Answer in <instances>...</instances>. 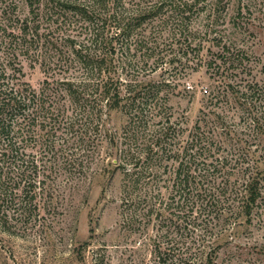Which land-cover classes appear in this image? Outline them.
Segmentation results:
<instances>
[{
    "label": "trees",
    "instance_id": "trees-1",
    "mask_svg": "<svg viewBox=\"0 0 264 264\" xmlns=\"http://www.w3.org/2000/svg\"><path fill=\"white\" fill-rule=\"evenodd\" d=\"M21 6L0 0V232L17 236L39 219L32 227L48 229L44 216L58 214L62 183L112 166L124 170L126 223L138 219L146 233L153 220L169 223L163 235L144 238L155 264H215L263 200L264 87L253 81L238 100L259 154L238 150L212 161L216 143L198 122L185 140L167 96H159L168 82L147 78L177 55L198 57L204 44L198 33H215L211 40L221 44L211 19L225 8L220 0H22ZM205 10L206 23L196 29ZM222 49L237 61L230 44ZM23 63L45 76L39 89L23 81ZM220 93L214 97L230 95ZM117 117L122 122L112 127ZM85 139L89 150L76 147ZM105 144L108 157L119 152L124 168L117 156L96 160Z\"/></svg>",
    "mask_w": 264,
    "mask_h": 264
},
{
    "label": "rangeland",
    "instance_id": "rangeland-1",
    "mask_svg": "<svg viewBox=\"0 0 264 264\" xmlns=\"http://www.w3.org/2000/svg\"><path fill=\"white\" fill-rule=\"evenodd\" d=\"M13 1L22 5V0ZM215 1L207 0L208 4ZM220 3L225 8L211 15V19L216 18L215 31L223 38L221 44L217 46L211 40L215 33L206 38L198 33L204 43L198 57L191 60L190 56L177 55L172 63L147 78L151 84L168 82L169 87L162 85L159 96H167L168 113L183 131L185 140L198 122L203 136L216 143L212 145L214 157L209 159L212 161H221V157L238 150L259 154L258 142L249 130L250 117L240 108L238 100L253 81L264 87V0H220ZM208 12L200 15L196 29L206 23ZM223 43L232 46L229 52L237 53V61L226 59L231 57L227 50L223 51ZM172 50L177 53L178 48L173 45ZM23 72V81L39 89L45 79L39 67L23 63ZM223 88L230 94L227 99L215 98L217 91L222 96ZM121 122L117 117L111 125L120 126ZM90 143L85 139L84 143L78 141L76 147L89 150ZM98 149L102 150L95 156L97 161L112 158L115 162L117 156L124 168L119 152L114 155L116 151H112L108 157V144ZM125 169L132 170L128 166ZM95 171L71 176L72 181L60 185L58 214L44 216L48 229L32 227L42 222L39 219V223L29 221L27 229L20 228L17 236L0 232V264H95L101 261V256L102 264H155L151 247L143 245L144 238L147 234L152 239L158 238L169 223L153 220L147 233L138 219L127 224L125 213L121 215L124 170L111 166L106 172L93 174ZM166 172L163 180L170 175L169 169ZM233 225V220H229L225 228L230 230ZM215 264H264V195L255 208L251 225L228 238V243L219 249Z\"/></svg>",
    "mask_w": 264,
    "mask_h": 264
}]
</instances>
